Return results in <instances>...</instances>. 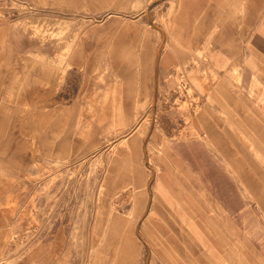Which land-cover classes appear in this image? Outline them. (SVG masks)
Segmentation results:
<instances>
[{"label":"rangeland","instance_id":"1","mask_svg":"<svg viewBox=\"0 0 264 264\" xmlns=\"http://www.w3.org/2000/svg\"><path fill=\"white\" fill-rule=\"evenodd\" d=\"M178 6L0 0V264H264V55Z\"/></svg>","mask_w":264,"mask_h":264},{"label":"crops","instance_id":"2","mask_svg":"<svg viewBox=\"0 0 264 264\" xmlns=\"http://www.w3.org/2000/svg\"><path fill=\"white\" fill-rule=\"evenodd\" d=\"M179 1L176 33L185 48L201 41V48L218 68L227 66L247 43L264 55V21H260L264 0ZM8 151L17 161L15 148L9 145Z\"/></svg>","mask_w":264,"mask_h":264}]
</instances>
